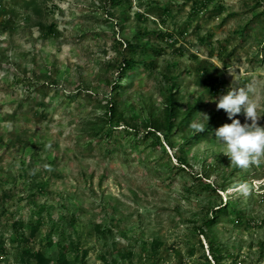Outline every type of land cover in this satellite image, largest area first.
<instances>
[{"label": "rangeland", "instance_id": "1", "mask_svg": "<svg viewBox=\"0 0 264 264\" xmlns=\"http://www.w3.org/2000/svg\"><path fill=\"white\" fill-rule=\"evenodd\" d=\"M1 1L0 264H36V226L51 264H264V162L232 166L214 135L232 82L264 126V0Z\"/></svg>", "mask_w": 264, "mask_h": 264}, {"label": "clouds", "instance_id": "2", "mask_svg": "<svg viewBox=\"0 0 264 264\" xmlns=\"http://www.w3.org/2000/svg\"><path fill=\"white\" fill-rule=\"evenodd\" d=\"M230 75L231 70L228 69ZM217 110H223L231 123H224L215 129V139L223 145V154L229 158L230 164L246 169L251 165H259L264 162V126L258 124L260 115V98L256 89L251 85L244 87L229 86L226 93L219 95L215 100ZM204 121L210 119L206 113H198ZM245 117L241 123L236 117ZM250 121V123H249ZM190 128L195 133L206 130L205 123L194 120ZM239 190L245 192L244 185Z\"/></svg>", "mask_w": 264, "mask_h": 264}, {"label": "trees", "instance_id": "3", "mask_svg": "<svg viewBox=\"0 0 264 264\" xmlns=\"http://www.w3.org/2000/svg\"><path fill=\"white\" fill-rule=\"evenodd\" d=\"M114 2L116 3H119L120 0H113ZM211 1L213 0H195L194 1V5L192 7V12L191 14L193 15H197L201 12V10H204V9H207L209 4L211 3ZM2 1L0 0V12L3 10L1 9V3ZM53 30V29H51ZM146 33V32H145ZM148 33V32H147ZM146 33V34H147ZM128 46L130 49L134 50V51H142L144 53H147L148 51H150V48H148V46L146 44H138V45H133L132 43H128ZM154 51L158 50L156 48H152ZM141 62H144L145 65H147V63L145 61H141L140 59H137L135 57H125L124 58V63H123V67H122V74H127V72H129V74L133 73L136 69H139V67L141 66ZM205 84L207 86V88L209 89V91L212 93V94H216L218 92V90H220V88L223 87V80L220 79V78H206L205 80ZM118 90V88H117ZM172 108L173 110L170 112V115L171 116H174L175 115V104L176 103V99L173 98L172 100ZM110 115L111 117L115 118L118 116L117 114V105L115 106V103H113L111 105V108H110ZM117 114V115H116ZM170 121H172V119H170ZM169 129L173 128V124L169 123V125H167ZM161 126H158V128H160ZM103 128H101V130L103 131ZM119 131V128H117L115 126V124L113 123H110V126H108L107 128L104 129V133L102 132H97L96 133V136H99L100 134H103V136L105 135L108 136L109 138H113V134L115 132H118ZM156 131V130H155ZM155 131H149V132H146L142 135L143 138H148L152 135H156ZM138 136H141V131L137 132L136 133ZM140 138V137H138ZM229 206V203L225 204L224 206L220 205L217 212H220V211H223L224 209H226L227 207ZM218 213H216L214 210L212 211V217L210 219H208V223L209 225H212L215 220L214 218H216V215ZM39 227L40 226H36L34 228H32L31 230V233L29 236H26V235H22L21 236V242L23 243V245H25V248H24V256L26 257H29L30 259H33L34 262L36 264H51V258L45 253L43 252L42 250L40 249H36L34 246H31V237L37 235V231L39 230ZM56 264H75L74 262L71 261V259L69 258V256L67 255V252L66 250H64V248L61 249L57 259H56Z\"/></svg>", "mask_w": 264, "mask_h": 264}]
</instances>
